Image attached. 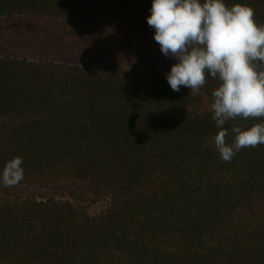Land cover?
<instances>
[{"label":"trees","instance_id":"16d2710c","mask_svg":"<svg viewBox=\"0 0 264 264\" xmlns=\"http://www.w3.org/2000/svg\"><path fill=\"white\" fill-rule=\"evenodd\" d=\"M225 3L264 25V0ZM150 7L0 0V18L98 25ZM135 38L76 40L55 49L62 59L0 54V169L22 157L16 186L49 193H0V264H264V145L223 161L208 107L218 81L172 91L170 66H140L161 52Z\"/></svg>","mask_w":264,"mask_h":264},{"label":"clouds","instance_id":"9594fccd","mask_svg":"<svg viewBox=\"0 0 264 264\" xmlns=\"http://www.w3.org/2000/svg\"><path fill=\"white\" fill-rule=\"evenodd\" d=\"M146 17L161 54L174 60L165 80L174 92L199 94L206 77L218 81L209 112L217 132L214 146L225 162L242 149L264 145V25L245 4L225 0H151ZM259 120L250 127L229 121ZM232 137L231 143L228 137ZM22 157L0 169V184L24 179Z\"/></svg>","mask_w":264,"mask_h":264},{"label":"rangeland","instance_id":"374dc122","mask_svg":"<svg viewBox=\"0 0 264 264\" xmlns=\"http://www.w3.org/2000/svg\"><path fill=\"white\" fill-rule=\"evenodd\" d=\"M148 15L136 12L128 13L114 21L103 22L98 25L89 23H68L67 21H53L33 17L0 18V54L12 56H26L28 58L55 56V49L65 48L76 40L87 43H112L119 44L122 41L133 43L139 37L150 47L159 52V45L153 40L154 29L146 23ZM55 30L58 33H53ZM56 31V32H57ZM175 61L163 55L160 59L150 56L148 62L140 66L166 67ZM101 61H85L84 64L99 65ZM107 63V62H106ZM127 67L128 65L123 64ZM9 192L19 196L33 195L38 199H45L49 193L43 190L25 186L7 187L0 184V193ZM78 206L89 212L99 211L105 206L104 202L84 203Z\"/></svg>","mask_w":264,"mask_h":264}]
</instances>
